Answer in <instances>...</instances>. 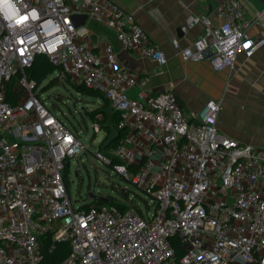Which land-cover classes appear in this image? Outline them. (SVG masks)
<instances>
[{
	"label": "built area",
	"instance_id": "2783aa9c",
	"mask_svg": "<svg viewBox=\"0 0 264 264\" xmlns=\"http://www.w3.org/2000/svg\"><path fill=\"white\" fill-rule=\"evenodd\" d=\"M84 15L114 30L125 50L168 62L113 0H0V264H264V150L219 133L221 101L188 117L172 91L149 92L138 74L119 68L111 44L93 48L87 22H73ZM197 22L205 29L191 46L172 40L185 61L232 71L239 55L264 47L248 34L241 0L189 26ZM38 56L119 113L126 134L97 157L144 193L146 211L133 197L121 202L125 209L90 197L73 202L68 172L86 145L29 78ZM100 131L94 123V135ZM175 242L184 251L178 262ZM59 244L69 252L55 263Z\"/></svg>",
	"mask_w": 264,
	"mask_h": 264
},
{
	"label": "crops",
	"instance_id": "0c3cea01",
	"mask_svg": "<svg viewBox=\"0 0 264 264\" xmlns=\"http://www.w3.org/2000/svg\"><path fill=\"white\" fill-rule=\"evenodd\" d=\"M113 1L135 16L152 41L166 53L168 62L159 66L149 58L125 50L114 30L89 21L90 43L97 52L111 44L118 55L120 69L138 74L151 93L172 91L188 117L210 100L221 101L219 133L242 145L264 150V47L251 58L239 55L234 70L215 72L209 61H185L172 46L174 38L182 48L191 46L205 25L197 22L190 27V20L202 16L214 19L217 7L227 0ZM241 1L249 22L248 34L264 39V8L256 0ZM129 95L136 98L137 89H131Z\"/></svg>",
	"mask_w": 264,
	"mask_h": 264
},
{
	"label": "rangeland",
	"instance_id": "374dc122",
	"mask_svg": "<svg viewBox=\"0 0 264 264\" xmlns=\"http://www.w3.org/2000/svg\"><path fill=\"white\" fill-rule=\"evenodd\" d=\"M57 77L59 78L58 73L50 75L42 85H38L37 92L42 94L49 108L67 124L70 130L81 133L86 145L85 151L78 159L73 160L68 172L71 199L76 205H81L89 201L88 195L92 193L101 198L124 201L121 191L127 190L129 196L135 198L137 203L141 204V208L146 211L144 193L124 180L112 167L102 163L97 157L98 151L101 150V142L105 138V132L102 130L94 135V123L89 119L87 112L95 110L100 105V100L79 92L71 79L64 77L58 79ZM53 79H56L54 86L42 92L43 88ZM83 115L88 117L83 118ZM106 115L109 138L112 139L114 131L110 122L113 112L110 108Z\"/></svg>",
	"mask_w": 264,
	"mask_h": 264
},
{
	"label": "trees",
	"instance_id": "16d2710c",
	"mask_svg": "<svg viewBox=\"0 0 264 264\" xmlns=\"http://www.w3.org/2000/svg\"><path fill=\"white\" fill-rule=\"evenodd\" d=\"M61 69L54 66L51 61L45 57V56H38L33 64V66L28 69L27 74L29 76L30 79L34 80L37 85H42V83L44 81H46L48 79V77L54 73H58L59 78L64 77L65 79H70L68 77L65 76H61ZM56 82V79L51 80L42 90L45 91L51 87L54 86ZM77 87V86H76ZM78 91L83 93L84 95L90 96L92 98H96L98 100H100V105L97 106L95 108V110L91 111V112H87L89 113V119H91V121H93V123H98L101 127V131L103 130L105 132V138L103 139L102 143H101V151H105L107 153L112 152L117 144V140L121 137H123L126 132L124 129L119 127V121H120V115L119 113L114 112L111 107H110V103L109 101L99 92L94 91V90H90L84 87H77ZM110 110L113 112L112 118H111V122H110V126L112 128V130L114 131V136L112 139L109 138V126L107 125V111ZM88 117L87 115H83V118ZM105 144V146H104ZM118 163L116 160L113 161V164ZM113 167V165H112ZM128 183L131 184V182L129 181ZM121 195L124 197V201H127L129 199V193L127 190H123L121 191ZM123 201H118L115 200L113 198H101V199H97L94 203L97 204V206L100 205H106V204H110V205H114L119 207L120 209H125L127 208V204H123ZM50 242V237L47 236L44 240V248H46V246L49 244ZM175 248H176V260L177 262L181 259V257H183L184 255V251L183 249L179 246V244H177V242H175ZM69 252V247L67 244H59L55 250V253L52 256V258H54L55 263H59L61 260H63V258H65V256L67 255V253ZM50 257V256H49Z\"/></svg>",
	"mask_w": 264,
	"mask_h": 264
},
{
	"label": "water",
	"instance_id": "95a60500",
	"mask_svg": "<svg viewBox=\"0 0 264 264\" xmlns=\"http://www.w3.org/2000/svg\"><path fill=\"white\" fill-rule=\"evenodd\" d=\"M256 1L264 7V0H256ZM87 20H88V17L86 15L73 18V22L76 26L86 24ZM76 176H78V173H76ZM89 197L92 199H98L99 198L97 195H94L92 193H89Z\"/></svg>",
	"mask_w": 264,
	"mask_h": 264
}]
</instances>
